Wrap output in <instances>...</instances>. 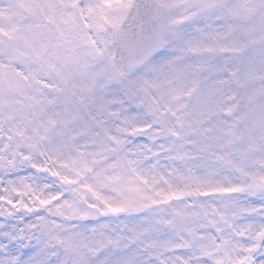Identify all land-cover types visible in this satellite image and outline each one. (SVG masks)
Here are the masks:
<instances>
[{"label": "rangeland", "instance_id": "1", "mask_svg": "<svg viewBox=\"0 0 264 264\" xmlns=\"http://www.w3.org/2000/svg\"><path fill=\"white\" fill-rule=\"evenodd\" d=\"M159 2L125 72L130 0H0V264H264V0Z\"/></svg>", "mask_w": 264, "mask_h": 264}, {"label": "water", "instance_id": "2", "mask_svg": "<svg viewBox=\"0 0 264 264\" xmlns=\"http://www.w3.org/2000/svg\"><path fill=\"white\" fill-rule=\"evenodd\" d=\"M165 8L158 0H132L116 27L105 23L101 32L108 36L113 60L124 71L143 66L162 42Z\"/></svg>", "mask_w": 264, "mask_h": 264}, {"label": "snow or ice", "instance_id": "3", "mask_svg": "<svg viewBox=\"0 0 264 264\" xmlns=\"http://www.w3.org/2000/svg\"><path fill=\"white\" fill-rule=\"evenodd\" d=\"M91 11V9H89ZM221 191H226V189H220ZM156 195H161L165 200L171 198V197H180L185 195L184 192L180 191H171L169 193H156ZM149 199H152L149 197ZM155 202V201H153ZM42 203H47V201H42ZM126 210V206L121 203L116 204H109L107 201H105V208L103 211L105 212H112V213H118Z\"/></svg>", "mask_w": 264, "mask_h": 264}]
</instances>
